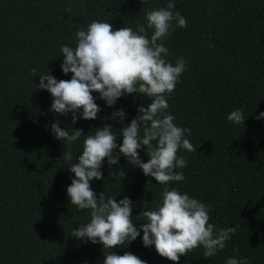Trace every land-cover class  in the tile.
Here are the masks:
<instances>
[{
  "label": "trees",
  "instance_id": "trees-1",
  "mask_svg": "<svg viewBox=\"0 0 264 264\" xmlns=\"http://www.w3.org/2000/svg\"><path fill=\"white\" fill-rule=\"evenodd\" d=\"M170 0H0V264H104V253L130 252L147 264H175L161 257L155 246L145 247L143 232L130 243L103 249L72 236L73 229L90 222L91 210L70 203L67 187L78 163L84 136L71 145L56 139L53 122L72 134L94 135L105 124L113 127L116 143L121 131L137 116L138 107L151 102L142 94L122 96L109 107L98 92L92 95L101 111L94 120L50 111L53 97L35 88L40 75L70 80L61 70V46H76L75 33L92 21L110 22L114 30L146 27L145 13L164 8ZM187 20L161 41L165 59L175 65L183 58L186 71L169 95L174 123L191 130L185 134L197 151L183 148L177 156L187 161L184 180L163 185L119 156L118 164L103 161V179L90 181L99 196L128 197L135 207L138 230L146 223L139 215L160 205L165 187L176 188L209 207V223L236 228L223 250L205 258L203 246L181 256L179 264H226L228 258H247L264 264V0H174ZM71 7V12L65 9ZM173 25L176 21H172ZM153 29H147L150 38ZM33 69L36 70L35 76ZM46 83V82H45ZM121 120L109 119L117 110ZM241 109L244 125L228 115ZM82 109L77 112L79 116ZM142 135V130H141ZM155 143V142H154ZM71 151L69 163L63 153ZM142 161L149 157L138 149ZM125 172L124 178L116 174ZM110 172L112 175H110ZM238 249V252L235 251Z\"/></svg>",
  "mask_w": 264,
  "mask_h": 264
},
{
  "label": "clouds",
  "instance_id": "clouds-1",
  "mask_svg": "<svg viewBox=\"0 0 264 264\" xmlns=\"http://www.w3.org/2000/svg\"><path fill=\"white\" fill-rule=\"evenodd\" d=\"M144 2L146 0H142ZM175 7L174 0H170L164 8L147 11L146 27L138 25L135 31L126 26L114 30L110 22L92 21L87 30L81 28L75 33V47L61 46L64 58L61 70L64 74L72 73L71 79L58 81L48 73L40 75L35 88L47 90L53 97L50 111L61 115L71 113L73 124L78 119L97 118L101 109L93 92H98L99 98L109 107L125 95L142 94L151 98L147 107H138L137 116L120 129L123 137L120 145L116 143L113 127L108 124L96 128L94 135L85 136L79 128L69 134L56 121L52 123L51 131L56 139L66 140L69 145L81 136L85 137L78 163L71 164L69 169L75 178L67 187V195L78 209L91 210V219L86 225L73 229L71 235L81 240L87 238L93 244L101 243L103 249H114L134 241L142 231L145 247L154 245L161 257L179 264L181 256L200 246L205 249V258L215 256L225 248L226 241L237 229L216 228L209 223L207 204L176 188L165 187L160 205L139 215L146 223L138 230L131 215L135 205L128 197L117 202L114 196L106 197L104 193L97 196L90 185L93 179H103L101 168L105 158L109 165L118 164L119 156L114 155L117 148L130 164L160 184L184 180L183 172L176 169L186 167L187 161L178 157L177 152L181 148L189 152L197 151V148L185 135H190L191 130L177 126L175 116L166 110L169 95L186 71V61L180 58L175 65L168 62L165 59L168 49L161 42L174 27L187 26L186 18L173 11ZM65 11L72 9L69 7ZM147 29L154 30L150 38ZM32 71L35 76L36 70ZM117 117L123 120L125 112L117 110L109 119ZM261 118H264V112L256 117L257 120ZM227 119L237 125H244L245 121L241 109L232 111ZM142 147L149 157L147 162L140 158L138 149ZM63 155L69 163L73 160L71 151ZM124 176L125 172L120 171L116 179ZM104 255V264H147L130 252L117 255L111 251ZM226 264H248V261L247 258L230 257Z\"/></svg>",
  "mask_w": 264,
  "mask_h": 264
}]
</instances>
